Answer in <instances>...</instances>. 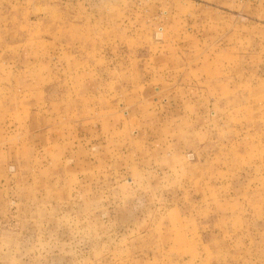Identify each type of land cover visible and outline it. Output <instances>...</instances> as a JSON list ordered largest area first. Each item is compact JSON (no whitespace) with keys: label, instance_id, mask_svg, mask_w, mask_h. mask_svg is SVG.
<instances>
[{"label":"rangeland","instance_id":"374dc122","mask_svg":"<svg viewBox=\"0 0 264 264\" xmlns=\"http://www.w3.org/2000/svg\"><path fill=\"white\" fill-rule=\"evenodd\" d=\"M173 1L0 0V97L16 105L38 99L19 82L4 93L6 69L19 61L40 75L49 99L56 86L66 104L76 101L68 110L76 118L87 93L97 106L104 96L158 91L168 80L200 89L182 126L166 120L167 164L158 152L155 172L129 174L110 192L92 189L89 205L82 193L75 202L33 193L21 230L0 234V264H264V22L232 36L227 12L235 0H217L222 17L209 29L216 33L209 62V46L196 29L187 35ZM206 2L214 5L191 0L184 13L196 18L191 5ZM163 93L152 98L160 110L169 102Z\"/></svg>","mask_w":264,"mask_h":264},{"label":"crops","instance_id":"0c3cea01","mask_svg":"<svg viewBox=\"0 0 264 264\" xmlns=\"http://www.w3.org/2000/svg\"><path fill=\"white\" fill-rule=\"evenodd\" d=\"M190 1H173V8L183 14L182 27L187 25V35L193 36L191 30L196 29L200 35L198 40L209 46L205 56L210 62L216 56L215 50H210L214 46L211 39L216 38V33L209 29H216L222 11L216 6L217 0H213L214 5L207 2L199 3L197 7L191 5L197 9V16L193 18L194 14L191 17L188 13L186 16L184 8L190 7ZM228 9L232 36L238 28L252 30L255 20L264 22V6L261 4H250L247 0L239 4L235 0ZM136 25L145 27L130 24ZM173 26L172 21L170 27ZM240 37L247 39L248 34ZM19 65H9L10 69H6L10 75L7 82L14 75L18 80L6 82L2 86L4 93L17 89L15 86L19 82L21 93L37 94L38 99L30 101L28 97L27 102L16 105L7 95L0 97V234L21 230L23 206L35 204V192L45 193L47 190L68 202H75L84 194V202L89 205L92 189L100 193L110 192L115 187H125L124 180L129 174L134 180L140 179L142 172L149 175L155 172L158 152H162L161 162L167 164L169 155L165 150L168 145L161 141L165 137L160 136L166 128V120H172L176 129L182 126L185 110L195 94L200 93L198 87L185 79L182 86L175 80H168L158 91L151 85L138 89L131 87L120 92L117 99L104 96L103 100L96 101L97 106L92 105L94 99L87 93L82 117L76 118L73 111L68 112L76 108V101L66 104L68 100H63L64 94L58 93L56 86L52 92L57 94L49 99L51 91L48 86L40 84V75L21 67L20 61ZM186 77L189 79L188 75ZM161 92L169 101L163 110L159 109V101L152 99L153 94ZM24 109H27L26 115H17ZM95 122L98 124L96 128L93 127ZM47 145L52 148L47 150Z\"/></svg>","mask_w":264,"mask_h":264}]
</instances>
